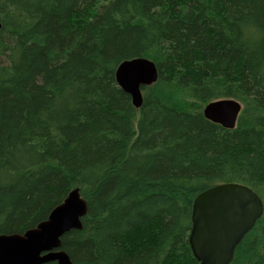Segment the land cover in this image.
<instances>
[{"label":"trees","instance_id":"16d2710c","mask_svg":"<svg viewBox=\"0 0 264 264\" xmlns=\"http://www.w3.org/2000/svg\"><path fill=\"white\" fill-rule=\"evenodd\" d=\"M0 24V234L78 187L73 264H198V193L264 201V0H0ZM134 57L159 74L140 108L116 81ZM221 98L242 103L232 129L203 113ZM230 264H264V212Z\"/></svg>","mask_w":264,"mask_h":264},{"label":"water","instance_id":"95a60500","mask_svg":"<svg viewBox=\"0 0 264 264\" xmlns=\"http://www.w3.org/2000/svg\"><path fill=\"white\" fill-rule=\"evenodd\" d=\"M158 75L156 64L147 57L126 59L116 69L117 83L130 94L137 108L143 104V87L155 83ZM241 109L237 99L221 98L207 103L203 113L232 129ZM87 212L88 202L80 189H72L37 226L23 233L0 234V264H73L62 247V237L71 229H82ZM263 212L262 197L244 183H217L198 193L193 201L189 234L198 264H230L238 244Z\"/></svg>","mask_w":264,"mask_h":264}]
</instances>
